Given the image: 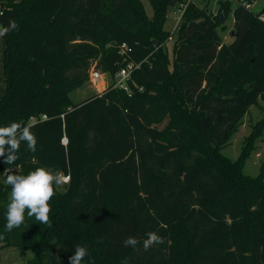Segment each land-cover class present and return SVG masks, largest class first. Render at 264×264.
<instances>
[{
  "label": "trees",
  "instance_id": "trees-1",
  "mask_svg": "<svg viewBox=\"0 0 264 264\" xmlns=\"http://www.w3.org/2000/svg\"><path fill=\"white\" fill-rule=\"evenodd\" d=\"M210 1L149 0V16L142 0H0V28L19 26L2 37L0 127L25 111L37 138L14 164L0 157V240L32 251L25 264H69L77 245L82 264H264V180L242 169L250 143L235 160L220 151L264 99V5ZM21 52L44 70L27 103L15 93ZM129 66L126 90L116 74ZM93 68L114 80L75 101ZM41 166L71 177L49 201L51 226L26 209L7 231L8 170ZM148 232L165 243L145 251ZM128 237L140 243L124 247Z\"/></svg>",
  "mask_w": 264,
  "mask_h": 264
},
{
  "label": "rangeland",
  "instance_id": "rangeland-1",
  "mask_svg": "<svg viewBox=\"0 0 264 264\" xmlns=\"http://www.w3.org/2000/svg\"><path fill=\"white\" fill-rule=\"evenodd\" d=\"M200 3H203L204 0H196ZM146 12L149 16L153 15V9L149 2V0H142ZM219 0H211L210 1V9L215 10L218 7ZM236 4L235 0H232V8ZM264 5V0H259L255 4V10H260ZM181 15V9L175 6L170 7L168 11V19L166 21V28L173 31V29L177 25V20ZM234 23L232 10L229 13V17L226 21L227 29L222 33L223 39L225 41H230L231 36L230 33L232 31V26ZM174 38L169 40V53L172 56V46H173ZM3 50V39L0 37V54ZM20 56V64H19V78L16 82V98H21L23 103H27L30 100L31 95L36 90L37 86L40 84L44 70L43 67L32 61L28 62V56L19 53ZM2 63V56L0 55V66ZM0 95L3 92V74L0 68ZM114 79L110 77L109 73H103L102 78L95 82L93 80H89L85 86L76 90L72 93V98L75 101H80L88 96L101 92L107 87ZM25 95L22 98L21 94ZM16 101V102H17ZM15 105V104H14ZM13 105V106H14ZM25 115V111L20 113H13L8 110L6 113V125L11 123L10 119L13 116H18L23 121V116ZM13 122V119H12ZM263 123V124H262ZM164 122L161 123L164 126ZM257 130V132H255ZM249 152L244 158L243 171L246 175L251 177H262L264 180V99H260L257 103L253 104L245 116L240 121L237 128L232 132L229 138L220 145V151L231 158L232 160L237 159L240 155L244 153L245 147L249 144ZM10 198V194H9ZM124 207V205H122ZM34 256L33 252L30 250H19L16 247L6 246L0 240V264H25V262Z\"/></svg>",
  "mask_w": 264,
  "mask_h": 264
},
{
  "label": "clouds",
  "instance_id": "clouds-1",
  "mask_svg": "<svg viewBox=\"0 0 264 264\" xmlns=\"http://www.w3.org/2000/svg\"><path fill=\"white\" fill-rule=\"evenodd\" d=\"M18 24L11 20L7 27L0 28V37L9 31L18 30ZM25 143L29 151H37V138L31 131L30 125H24L13 121L7 126L0 127V157L4 158V163L14 164L21 143ZM66 142V141H65ZM70 175L63 171H53L43 166L36 168L27 175L16 174L8 170L5 184L11 186L10 202L7 205L6 225L7 231L19 228L25 220V210L28 217H35L39 223L49 227L51 207L49 201L56 195L57 188H63L70 182ZM147 238L143 240V248L149 250L154 245L165 243V239L156 232H148ZM140 241L135 237H128L123 241L124 247L135 248ZM86 247L77 245L74 254L69 257V264H82L86 256H89Z\"/></svg>",
  "mask_w": 264,
  "mask_h": 264
},
{
  "label": "built area",
  "instance_id": "built-area-1",
  "mask_svg": "<svg viewBox=\"0 0 264 264\" xmlns=\"http://www.w3.org/2000/svg\"><path fill=\"white\" fill-rule=\"evenodd\" d=\"M259 0H239V2H243L244 4H246L248 7H252L255 8V4L256 2H258ZM187 7V4H182L180 9H181V15L177 20V24L180 21V18L182 16V14L184 13L185 9ZM260 18L264 21V13H262L260 15ZM133 67L129 66L127 68H122L117 74H116V86H119L121 88H124L126 90H128V85H127V80L130 77L131 71H132ZM102 78V73L99 70L96 69H92L90 72V79L97 82ZM43 117H46L45 115ZM31 121H35V118H31ZM64 141H67L66 138H64Z\"/></svg>",
  "mask_w": 264,
  "mask_h": 264
},
{
  "label": "water",
  "instance_id": "water-1",
  "mask_svg": "<svg viewBox=\"0 0 264 264\" xmlns=\"http://www.w3.org/2000/svg\"><path fill=\"white\" fill-rule=\"evenodd\" d=\"M232 34H233V32H232ZM18 170H17V168H15L14 170H11V172H17Z\"/></svg>",
  "mask_w": 264,
  "mask_h": 264
}]
</instances>
